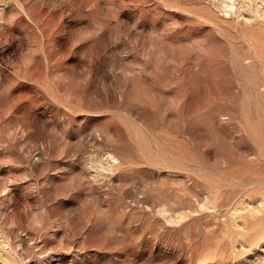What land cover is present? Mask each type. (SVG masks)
Here are the masks:
<instances>
[{
    "label": "rangeland",
    "instance_id": "rangeland-1",
    "mask_svg": "<svg viewBox=\"0 0 264 264\" xmlns=\"http://www.w3.org/2000/svg\"><path fill=\"white\" fill-rule=\"evenodd\" d=\"M0 264H264V0H0Z\"/></svg>",
    "mask_w": 264,
    "mask_h": 264
}]
</instances>
